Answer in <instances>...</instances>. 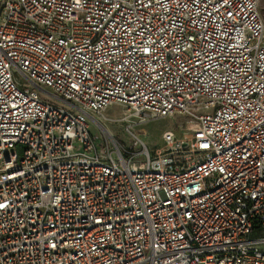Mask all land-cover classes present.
<instances>
[{
    "label": "built area",
    "instance_id": "1",
    "mask_svg": "<svg viewBox=\"0 0 264 264\" xmlns=\"http://www.w3.org/2000/svg\"><path fill=\"white\" fill-rule=\"evenodd\" d=\"M260 2L0 0V264H264Z\"/></svg>",
    "mask_w": 264,
    "mask_h": 264
},
{
    "label": "rangeland",
    "instance_id": "2",
    "mask_svg": "<svg viewBox=\"0 0 264 264\" xmlns=\"http://www.w3.org/2000/svg\"><path fill=\"white\" fill-rule=\"evenodd\" d=\"M260 7L264 15V0H261ZM94 117L100 124L92 122V132L106 139L115 151L133 147L135 138L139 137L148 145L151 152H154L156 149L163 148L162 133L165 130L171 129L177 138H183L184 133H188L193 125L187 117L179 114L143 121L133 115L127 107L119 104L110 106ZM101 124L104 129L99 126Z\"/></svg>",
    "mask_w": 264,
    "mask_h": 264
},
{
    "label": "bare ground",
    "instance_id": "3",
    "mask_svg": "<svg viewBox=\"0 0 264 264\" xmlns=\"http://www.w3.org/2000/svg\"><path fill=\"white\" fill-rule=\"evenodd\" d=\"M93 121H94V123H99V124H100V122H99L98 119H96V118H94ZM99 126H101L102 128L104 127L102 124L99 125ZM103 129H104V128H103ZM106 130H107V129H106ZM107 131H108V130H107Z\"/></svg>",
    "mask_w": 264,
    "mask_h": 264
}]
</instances>
